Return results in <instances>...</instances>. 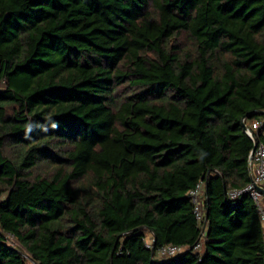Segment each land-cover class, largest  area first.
<instances>
[{
    "label": "trees",
    "instance_id": "obj_1",
    "mask_svg": "<svg viewBox=\"0 0 264 264\" xmlns=\"http://www.w3.org/2000/svg\"><path fill=\"white\" fill-rule=\"evenodd\" d=\"M258 111L264 0H0V264H264Z\"/></svg>",
    "mask_w": 264,
    "mask_h": 264
},
{
    "label": "built area",
    "instance_id": "obj_2",
    "mask_svg": "<svg viewBox=\"0 0 264 264\" xmlns=\"http://www.w3.org/2000/svg\"><path fill=\"white\" fill-rule=\"evenodd\" d=\"M247 124V123H246ZM262 126V122L255 120L247 124L246 131L255 141V148L250 156V163L252 165L251 181L244 187H232L228 190V197L230 199H238L244 194H249L257 205V211L264 228V193L259 189V186L264 187V142L259 136V130ZM206 181L204 179L198 181L194 187L189 190V196L194 205L195 218L200 226H203V233L199 241L194 246L195 250H201L204 244L205 235L207 232L206 221ZM14 242H13V241ZM8 243L11 245L16 244V240L12 234L9 235ZM147 246L151 249L154 247L153 240L147 241ZM185 247L174 243H166L155 249L157 259H166L168 257L176 256L181 253ZM24 256L29 259L30 264H39L28 253H24ZM264 260V251H263Z\"/></svg>",
    "mask_w": 264,
    "mask_h": 264
},
{
    "label": "water",
    "instance_id": "obj_3",
    "mask_svg": "<svg viewBox=\"0 0 264 264\" xmlns=\"http://www.w3.org/2000/svg\"><path fill=\"white\" fill-rule=\"evenodd\" d=\"M260 113H264V111H258ZM246 127H247V124H246ZM255 148V147H254ZM250 170H251V173H252V165L250 163ZM259 189L264 193V187L262 186H259ZM208 220V213L206 215V221ZM155 243H156V236L154 235V239H153V244H154V247L152 248V255L155 254Z\"/></svg>",
    "mask_w": 264,
    "mask_h": 264
},
{
    "label": "rangeland",
    "instance_id": "obj_4",
    "mask_svg": "<svg viewBox=\"0 0 264 264\" xmlns=\"http://www.w3.org/2000/svg\"><path fill=\"white\" fill-rule=\"evenodd\" d=\"M146 239H147V241H151V240H152V235L147 233V238H146ZM12 241H13V240H12ZM13 242H14V241H13Z\"/></svg>",
    "mask_w": 264,
    "mask_h": 264
},
{
    "label": "crops",
    "instance_id": "obj_5",
    "mask_svg": "<svg viewBox=\"0 0 264 264\" xmlns=\"http://www.w3.org/2000/svg\"><path fill=\"white\" fill-rule=\"evenodd\" d=\"M157 260H158L159 262L163 261V259H158V258H157Z\"/></svg>",
    "mask_w": 264,
    "mask_h": 264
}]
</instances>
